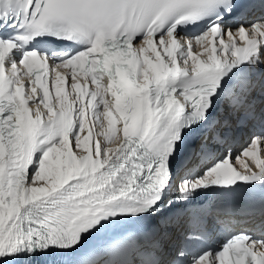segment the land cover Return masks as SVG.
<instances>
[{"label":"snow or ice","instance_id":"obj_1","mask_svg":"<svg viewBox=\"0 0 264 264\" xmlns=\"http://www.w3.org/2000/svg\"><path fill=\"white\" fill-rule=\"evenodd\" d=\"M258 189L264 0H0V264H264Z\"/></svg>","mask_w":264,"mask_h":264}]
</instances>
